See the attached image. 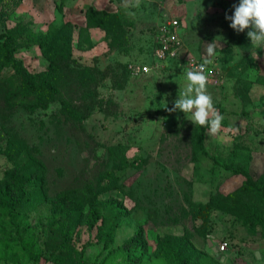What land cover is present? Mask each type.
Masks as SVG:
<instances>
[{
  "label": "rangeland",
  "instance_id": "374dc122",
  "mask_svg": "<svg viewBox=\"0 0 264 264\" xmlns=\"http://www.w3.org/2000/svg\"><path fill=\"white\" fill-rule=\"evenodd\" d=\"M238 3L0 0V31L27 27L37 35L67 21L75 26L69 60L65 52L57 58L60 92L47 107L11 105L12 70L0 74V189L8 173L22 180L43 173L42 189L26 188L32 199L14 220L0 216V264H169L158 254L179 237L195 248L198 264H264L262 229L238 217L248 203L261 204L239 191L245 178L222 165L264 175V49L251 44L249 29L237 33L225 19ZM89 7L119 19L109 31L86 29ZM171 19L188 53L210 59L222 80L207 85L224 117L217 134L206 130L208 156L194 154L197 125L167 110L186 87L187 71L152 60L156 32ZM213 41L215 55L207 57ZM16 57L30 73L49 65L37 46ZM139 64L148 71L129 68ZM61 195L67 218L52 211ZM109 199L129 214L106 247L107 228L86 221L90 207ZM139 232L146 247L128 252L126 242ZM224 241L228 250L219 253Z\"/></svg>",
  "mask_w": 264,
  "mask_h": 264
},
{
  "label": "trees",
  "instance_id": "16d2710c",
  "mask_svg": "<svg viewBox=\"0 0 264 264\" xmlns=\"http://www.w3.org/2000/svg\"><path fill=\"white\" fill-rule=\"evenodd\" d=\"M84 18L86 29L98 28L105 31L112 29L119 19L117 13L97 10L92 7L84 11ZM74 28L75 26L67 21L60 27H49L46 33L37 35L27 27L18 31H0V74L4 70H12V75L8 76L11 88L8 101L11 105L29 109L47 107L49 102L59 94L60 89L56 83V77L59 74L57 58L65 52L66 59L69 60V48L73 42ZM33 46H37L43 57L49 62L47 69L38 73H30L23 61L16 57V52L19 49ZM206 130L207 127L197 125L195 155L208 156L205 148ZM222 165L226 170L242 175L245 181L239 191L254 197L261 204L259 207L251 202L248 203L238 214L239 219L252 228L260 227L264 233V175L254 179L248 170L235 168L232 165ZM7 175L4 190L0 189V216L14 220V213L19 212L18 208H24L26 202L32 199L26 188H31L34 191L42 189L43 173L33 171L23 180L16 178L13 173ZM14 191L17 193L15 196L13 195ZM52 211L57 217L67 218L69 216L70 209L63 195L52 201ZM128 214L129 212L123 208L121 203L109 199L103 203L101 208L94 206L89 208L86 225L92 229L101 223L107 228L104 240L105 246L108 247L113 242L120 222ZM140 247H146L141 232L132 237L124 246L128 252ZM195 253V248L189 241L184 237H179L172 239L169 249L163 248L158 256L168 259L169 264H198L199 255L195 256Z\"/></svg>",
  "mask_w": 264,
  "mask_h": 264
},
{
  "label": "clouds",
  "instance_id": "9594fccd",
  "mask_svg": "<svg viewBox=\"0 0 264 264\" xmlns=\"http://www.w3.org/2000/svg\"><path fill=\"white\" fill-rule=\"evenodd\" d=\"M233 8V14L225 16V19L230 21L229 26L237 33L249 29L247 37L251 44L257 49H264V0H239V3L233 5ZM201 9L199 13L204 11L202 6ZM214 41L207 44L205 50L207 57L215 55ZM211 63L210 59L205 58L196 69L186 72V87L183 90L179 88L178 98L174 101L173 107L167 110L169 112L182 111L186 119L194 125L207 127L208 134L215 135L221 129L224 117L215 108L213 98L207 91L208 76L206 71L207 66Z\"/></svg>",
  "mask_w": 264,
  "mask_h": 264
},
{
  "label": "built area",
  "instance_id": "2783aa9c",
  "mask_svg": "<svg viewBox=\"0 0 264 264\" xmlns=\"http://www.w3.org/2000/svg\"><path fill=\"white\" fill-rule=\"evenodd\" d=\"M180 23L177 19H171L167 23L161 25L155 36V49L152 60L154 65H165V63L178 62L183 70L196 69L204 59L195 57L188 53L184 41L179 33ZM129 68L139 74L148 71V67L144 64L129 65ZM206 75L208 76L207 85H220L221 77H219L212 64L207 66ZM228 250V243L222 242L218 248L219 253Z\"/></svg>",
  "mask_w": 264,
  "mask_h": 264
},
{
  "label": "water",
  "instance_id": "95a60500",
  "mask_svg": "<svg viewBox=\"0 0 264 264\" xmlns=\"http://www.w3.org/2000/svg\"><path fill=\"white\" fill-rule=\"evenodd\" d=\"M209 243H210V245H212V243H211V241H210V240H209ZM214 251H215V252H217V250H216V249H214ZM256 257H257V258H260V254H259V253H256Z\"/></svg>",
  "mask_w": 264,
  "mask_h": 264
}]
</instances>
